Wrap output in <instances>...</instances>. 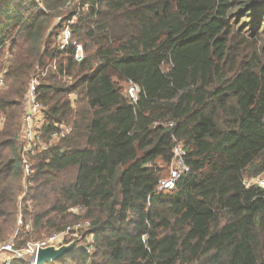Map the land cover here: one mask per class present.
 <instances>
[{"label": "trees", "instance_id": "16d2710c", "mask_svg": "<svg viewBox=\"0 0 264 264\" xmlns=\"http://www.w3.org/2000/svg\"><path fill=\"white\" fill-rule=\"evenodd\" d=\"M53 61L38 100L72 130L25 177L22 99ZM0 69V244L88 220L92 254L45 264H264V0H0ZM176 144L189 169L157 190Z\"/></svg>", "mask_w": 264, "mask_h": 264}, {"label": "built area", "instance_id": "2783aa9c", "mask_svg": "<svg viewBox=\"0 0 264 264\" xmlns=\"http://www.w3.org/2000/svg\"><path fill=\"white\" fill-rule=\"evenodd\" d=\"M76 19V18H75ZM75 19L71 23L75 22ZM71 30L66 25L62 28L58 36V50L64 51L70 46ZM7 40L4 46L8 45ZM72 57L79 62L84 59V50L81 44H76L73 47ZM56 70L55 61L45 67H36L35 73L31 76L26 92L22 99V112L20 119V131L18 139L22 147L20 150V165L23 170V175L26 177L31 173V156L34 154L48 151L55 147L59 142L66 138L72 127L65 121L49 122L47 119L46 108L38 100L37 88L42 77L46 75L47 69ZM63 81L70 83V79L62 76ZM5 85V70L0 69V88ZM128 99L132 102L137 100L140 92L139 86L129 80L126 85ZM68 97L73 101L75 94L70 93ZM3 124V117L0 116V129ZM185 150L180 144H176L172 149V158L169 166V175L158 181L157 190H172L182 173L188 171V166L185 164ZM256 183L264 188V178L257 177L246 180L245 185ZM73 212L79 211L78 208H71ZM90 228L88 220L79 221L73 225L66 226L63 230L55 232L36 241H28L20 247L16 246L15 235L9 240L0 244V264H11L14 260L24 264H35L36 255L39 247L60 246L68 243L71 240H76L73 250L79 245H82V254L90 255L94 251V241L92 234H84ZM72 250V251H73Z\"/></svg>", "mask_w": 264, "mask_h": 264}, {"label": "water", "instance_id": "95a60500", "mask_svg": "<svg viewBox=\"0 0 264 264\" xmlns=\"http://www.w3.org/2000/svg\"><path fill=\"white\" fill-rule=\"evenodd\" d=\"M75 243L76 240H71L68 243L61 244L60 246L48 245L45 247H39L35 264H45L47 262L63 258L73 250Z\"/></svg>", "mask_w": 264, "mask_h": 264}, {"label": "rangeland", "instance_id": "374dc122", "mask_svg": "<svg viewBox=\"0 0 264 264\" xmlns=\"http://www.w3.org/2000/svg\"><path fill=\"white\" fill-rule=\"evenodd\" d=\"M72 7H73V6L70 5L69 9L72 8ZM259 177L264 178V173H263L262 175H260ZM249 181H250V179H249ZM245 182H246V180H245ZM75 250H76V252H77L78 254H81V253H82V245H79Z\"/></svg>", "mask_w": 264, "mask_h": 264}]
</instances>
